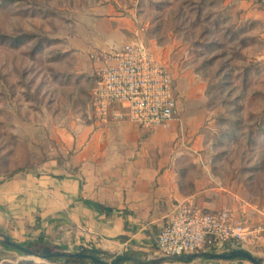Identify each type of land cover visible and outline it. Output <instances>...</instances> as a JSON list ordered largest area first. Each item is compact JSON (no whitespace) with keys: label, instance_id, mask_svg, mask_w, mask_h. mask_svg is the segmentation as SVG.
Listing matches in <instances>:
<instances>
[{"label":"rangeland","instance_id":"374dc122","mask_svg":"<svg viewBox=\"0 0 264 264\" xmlns=\"http://www.w3.org/2000/svg\"><path fill=\"white\" fill-rule=\"evenodd\" d=\"M238 1L0 0V177L61 153L62 129L96 122L98 69L109 52L139 40L171 72L175 123L206 159L199 168L184 155L192 160L185 169L220 188V207L240 216L251 209L256 217L242 219L264 223V22L239 45L231 36L252 18ZM0 264L64 263L18 250Z\"/></svg>","mask_w":264,"mask_h":264},{"label":"crops","instance_id":"0c3cea01","mask_svg":"<svg viewBox=\"0 0 264 264\" xmlns=\"http://www.w3.org/2000/svg\"><path fill=\"white\" fill-rule=\"evenodd\" d=\"M238 2L247 3L246 18L264 22V0ZM61 132V153L34 169L0 177V240L6 235L20 244L43 241L61 251L103 252L97 255L106 260L120 255L147 260L160 257L155 241L178 203L194 202L206 211L223 208L220 188L203 185V174L193 177L183 171L192 160L203 168L206 159L197 153V143L184 141L175 118L153 130L129 120H96ZM248 212L236 216L256 217L257 212ZM257 227L261 229L250 242H229L218 251L242 247L264 264V223ZM4 252L18 249L0 242V257ZM62 261L97 264L90 259ZM159 264L254 263L245 258L198 257Z\"/></svg>","mask_w":264,"mask_h":264},{"label":"built area","instance_id":"2783aa9c","mask_svg":"<svg viewBox=\"0 0 264 264\" xmlns=\"http://www.w3.org/2000/svg\"><path fill=\"white\" fill-rule=\"evenodd\" d=\"M90 105L92 116L100 122L129 120L153 130L174 118L178 98L169 69L143 41L135 40L105 56ZM260 229L228 207L206 211L194 202L183 201L159 231L155 251L160 256L219 252L229 242H250Z\"/></svg>","mask_w":264,"mask_h":264},{"label":"water","instance_id":"95a60500","mask_svg":"<svg viewBox=\"0 0 264 264\" xmlns=\"http://www.w3.org/2000/svg\"><path fill=\"white\" fill-rule=\"evenodd\" d=\"M2 244L10 245L18 250L27 253L28 255H37L39 257L48 259L51 257H68V258H76V259H90L91 261L97 263V264H120L123 261L131 260L134 262V264H159L166 260H193L198 257H207V258H216V259H234V258H245L250 260L254 264H263L259 258H257L255 255H253L248 250L238 247L232 250L227 251H199V252H193V253H187L183 255H174V256H160L156 258H151L147 260H140L137 257L130 256V255H120L117 257H114L110 260L103 259L97 254L87 252L86 249L82 248L80 251L77 252H67V251H61L59 249L53 250L50 245H45L43 248L42 253H36L32 249H29L28 247L17 243L15 241H12L7 237L6 235H2V239L0 240Z\"/></svg>","mask_w":264,"mask_h":264},{"label":"trees","instance_id":"16d2710c","mask_svg":"<svg viewBox=\"0 0 264 264\" xmlns=\"http://www.w3.org/2000/svg\"><path fill=\"white\" fill-rule=\"evenodd\" d=\"M222 18L223 17H219V19L218 18H215L214 19V21H213V23L214 24H216V26L218 27V28H220L219 26H220V24H221V22H223L222 21ZM221 19V20H220ZM226 19V18H225ZM221 21V22H220ZM250 22V24H248ZM259 22V20H255V19H249L248 20V23H244V25H242V27H239L237 30H235L234 32H233V34H232V36H231V38L233 39V38H237V39H239V45H244L245 44V42H249L250 41V39L251 40H253L252 39V37H250V36H244V37H240V36H242L244 33H246V32H250L252 29H253V27L255 26V24L256 23H258ZM232 30V29H231ZM255 65H251V66H248L245 70H246V72L248 73V72H250L251 70H253L255 67H254ZM264 130V124H263V129H261V132ZM253 134H255V132L253 133ZM253 138H252V140L254 141L255 139V135H253L252 136ZM186 169H183V171H185ZM22 245H24V246H26V247H28L29 249H32L33 251H35L36 253H42L43 252V248H44V246L46 245L45 243H43V241H38V242H27V243H25V244H22ZM88 252H90V253H94V254H102L103 252H98V253H96L97 251H93V250H88ZM62 258H68V257H51V258H48V259H50V260H53V261H57V260H60V259H62Z\"/></svg>","mask_w":264,"mask_h":264}]
</instances>
